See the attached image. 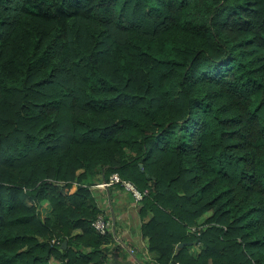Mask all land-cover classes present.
<instances>
[{"label": "trees", "instance_id": "1", "mask_svg": "<svg viewBox=\"0 0 264 264\" xmlns=\"http://www.w3.org/2000/svg\"><path fill=\"white\" fill-rule=\"evenodd\" d=\"M114 173L154 264H264V0H0V264H102Z\"/></svg>", "mask_w": 264, "mask_h": 264}, {"label": "crops", "instance_id": "2", "mask_svg": "<svg viewBox=\"0 0 264 264\" xmlns=\"http://www.w3.org/2000/svg\"><path fill=\"white\" fill-rule=\"evenodd\" d=\"M102 183L99 177L94 186ZM92 190L100 215L112 224L108 233L112 238L102 264H154V256L147 251L146 241L140 235L139 205L130 194L118 186ZM131 250L133 254L129 253Z\"/></svg>", "mask_w": 264, "mask_h": 264}, {"label": "built area", "instance_id": "3", "mask_svg": "<svg viewBox=\"0 0 264 264\" xmlns=\"http://www.w3.org/2000/svg\"><path fill=\"white\" fill-rule=\"evenodd\" d=\"M118 186L122 188L126 193H129L135 204H140L143 198L147 195V191L141 192L134 185L129 182L123 181L117 173L110 175L107 182H104L98 186H92V188L106 189L109 187ZM93 230L101 235L106 236L109 233L112 224L109 220L104 218V216L99 215L91 224ZM199 236V233H197ZM52 243L58 244V241L53 240ZM130 254H133V251H129ZM174 264H180L175 262Z\"/></svg>", "mask_w": 264, "mask_h": 264}, {"label": "rangeland", "instance_id": "4", "mask_svg": "<svg viewBox=\"0 0 264 264\" xmlns=\"http://www.w3.org/2000/svg\"><path fill=\"white\" fill-rule=\"evenodd\" d=\"M89 181H90V180H88L87 182H89ZM92 189H93V188H92ZM48 212H49V208H46V209H40L41 216L46 215ZM51 264H58V263L55 262V261H51Z\"/></svg>", "mask_w": 264, "mask_h": 264}, {"label": "water", "instance_id": "5", "mask_svg": "<svg viewBox=\"0 0 264 264\" xmlns=\"http://www.w3.org/2000/svg\"><path fill=\"white\" fill-rule=\"evenodd\" d=\"M65 245H66V243L64 242V243H63V247H65ZM185 245H188V244H181V245H179L178 248H182V247H184Z\"/></svg>", "mask_w": 264, "mask_h": 264}]
</instances>
